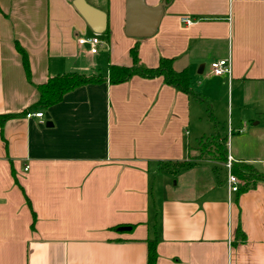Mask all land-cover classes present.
Returning a JSON list of instances; mask_svg holds the SVG:
<instances>
[{"label":"crops","instance_id":"crops-1","mask_svg":"<svg viewBox=\"0 0 264 264\" xmlns=\"http://www.w3.org/2000/svg\"><path fill=\"white\" fill-rule=\"evenodd\" d=\"M73 1L0 0V114L35 104L50 76L130 66L134 45L145 67L171 58L187 69L205 101L134 75L6 120L0 264H146L148 239L155 264H264V181L229 192L225 162L199 151L217 133L227 157L264 172V0H143L163 7L156 32L140 38L126 34L127 0H86L107 15L100 35ZM93 36L96 53L78 43ZM224 58L230 72L214 75Z\"/></svg>","mask_w":264,"mask_h":264},{"label":"trees","instance_id":"trees-1","mask_svg":"<svg viewBox=\"0 0 264 264\" xmlns=\"http://www.w3.org/2000/svg\"><path fill=\"white\" fill-rule=\"evenodd\" d=\"M108 34V29L105 30ZM18 52L21 54L23 66L27 77L29 76L28 59L25 51L16 44ZM132 64L130 66H120L110 64L108 66L107 76L101 74H84L79 72H66L50 76L44 83L37 85L39 98L31 107L25 109L18 114H0V126L13 117L25 115L30 109H41L49 107L59 102L63 95L74 88L86 84H96L108 81L111 84H117L128 80L130 77L137 75L143 78L162 77L165 84L174 87L193 97L199 101H205V97L194 90L190 75L187 69L177 71L173 68V60L171 58H161L155 67H145L139 64L138 48L134 45L129 50ZM200 155L207 153L216 154L218 160L226 162V141L225 138L220 137L217 133L207 137L199 147ZM170 165L172 169H183L191 165V161L172 162ZM231 172L239 180V186L236 193L245 192L255 187L259 181H264V172L259 170L256 166L246 162L231 163ZM237 234L244 240V234L240 229ZM147 243V259L146 264H155L157 258L156 245L157 241L154 239L146 240Z\"/></svg>","mask_w":264,"mask_h":264},{"label":"water","instance_id":"water-1","mask_svg":"<svg viewBox=\"0 0 264 264\" xmlns=\"http://www.w3.org/2000/svg\"><path fill=\"white\" fill-rule=\"evenodd\" d=\"M73 5L88 26L96 34L105 31L107 15L104 11L92 6L86 0H74ZM163 3L148 7L143 0H127L126 34L131 37H149L156 32Z\"/></svg>","mask_w":264,"mask_h":264},{"label":"built area","instance_id":"built-area-1","mask_svg":"<svg viewBox=\"0 0 264 264\" xmlns=\"http://www.w3.org/2000/svg\"><path fill=\"white\" fill-rule=\"evenodd\" d=\"M183 21L186 24L192 23V20L188 19V18H184ZM78 43L90 45V51L92 53H96L97 52V46L99 44H101L102 41L98 37L93 36V37L79 38ZM210 67H211V71L214 75H223L225 73L230 72V63H229V60L227 58L212 61L210 64ZM25 116L26 117H31V116L42 117L43 112L42 111H33V112L29 111L25 114ZM232 162H233L232 158L230 156H228L224 165L228 171V175H227L228 189H229V192L233 193V192H237V190H238L239 180L231 172V163Z\"/></svg>","mask_w":264,"mask_h":264},{"label":"rangeland","instance_id":"rangeland-1","mask_svg":"<svg viewBox=\"0 0 264 264\" xmlns=\"http://www.w3.org/2000/svg\"><path fill=\"white\" fill-rule=\"evenodd\" d=\"M100 35V34H99ZM101 38L104 40V41H106L107 40V38H106V36L105 35H101ZM119 44H122V43H119Z\"/></svg>","mask_w":264,"mask_h":264}]
</instances>
